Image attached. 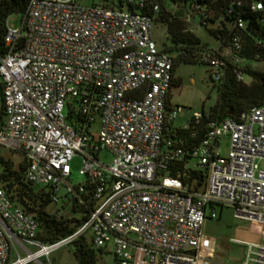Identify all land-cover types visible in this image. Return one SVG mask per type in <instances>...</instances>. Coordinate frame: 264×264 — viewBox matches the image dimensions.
Returning a JSON list of instances; mask_svg holds the SVG:
<instances>
[{
    "label": "built area",
    "instance_id": "2783aa9c",
    "mask_svg": "<svg viewBox=\"0 0 264 264\" xmlns=\"http://www.w3.org/2000/svg\"><path fill=\"white\" fill-rule=\"evenodd\" d=\"M215 5L171 0L168 9L194 26L231 15L229 45L195 54L214 80L223 64L240 62L231 49L240 48L244 18L234 5L255 11L263 2ZM158 12L155 0H28L18 27L4 24L0 147L21 156L25 178L50 189L52 202L75 198L86 210L72 232L40 242L36 219L0 186V264H41L80 234L109 255L106 264H233L216 259L214 237L204 232L215 205L258 227L259 241L239 240L246 250L238 264H264V102L207 117L187 147L172 126L181 107L167 100L172 59L151 32ZM201 116L193 110L188 119L195 125ZM101 149L109 162L99 159ZM75 154L87 188L68 181ZM22 242L34 248L21 251Z\"/></svg>",
    "mask_w": 264,
    "mask_h": 264
},
{
    "label": "trees",
    "instance_id": "16d2710c",
    "mask_svg": "<svg viewBox=\"0 0 264 264\" xmlns=\"http://www.w3.org/2000/svg\"><path fill=\"white\" fill-rule=\"evenodd\" d=\"M27 1L0 0V52L3 48L2 35L5 30V18L15 12L21 15ZM155 1L157 2V0ZM225 1L227 0H214L215 7L218 8L221 4H225ZM261 1L263 9L255 11L244 10L243 5H234V10H237L244 18V26L238 31L240 48L231 49L240 62L238 64L229 62L223 64L219 79H212L217 83L216 100L208 110L201 109L202 116L199 123L194 125L188 119L185 126L174 127L178 134L186 138L185 145L187 147L195 143L202 135L203 123L207 117L220 119L233 116L243 108L264 102V19H260L264 15V0ZM158 5L159 12L154 19L165 23L166 33L171 41L169 46L158 47L170 54L172 59L170 85L174 80L173 68L177 61L203 63L195 58V54L209 46L188 28L189 24L182 19L179 11L171 14L168 10L169 7L166 9L159 3ZM234 10L231 12L233 13ZM230 17V14H222V19L217 23L201 24L211 35L213 44L219 48L229 45L231 30L227 26V21ZM208 21H212V18H209ZM170 50H174L176 54L169 53ZM253 61L261 63L262 67L252 66L250 63ZM233 67L239 69L242 79H236ZM2 120L3 110L0 102V123ZM191 131L193 132L192 136L189 135ZM24 168L25 162L22 158L14 164L8 156L0 154V186L3 187L13 205L19 206L36 219L37 229L34 239L44 243L52 242L72 232L80 219L84 217L86 210L84 203L76 202L75 198L67 202V198L62 196H59L57 202H52V191L45 186L29 182L24 176ZM78 183L84 184L86 188L89 187L85 178ZM198 183L199 180L196 185ZM82 197L86 202L85 193H82ZM65 203H68V210L71 213L69 215H66ZM57 209L60 210L59 215L55 214ZM75 213L80 215L76 216ZM69 243L77 264H96L98 253L101 250L91 246L88 235H77Z\"/></svg>",
    "mask_w": 264,
    "mask_h": 264
},
{
    "label": "rangeland",
    "instance_id": "374dc122",
    "mask_svg": "<svg viewBox=\"0 0 264 264\" xmlns=\"http://www.w3.org/2000/svg\"><path fill=\"white\" fill-rule=\"evenodd\" d=\"M80 4H90L97 0H74ZM157 2L168 9L171 0H157ZM20 14L15 12L9 14L5 18V24L9 27H18ZM188 28L199 36L202 41H205L207 46L213 45V39L203 26H194L189 24ZM151 32L158 47L169 46V40L165 23L159 19L151 20ZM169 52V51H168ZM171 54H176L174 50H170ZM254 67H262V64L253 61L250 63ZM209 66L197 61L178 60L173 68V82L168 88V101L171 105H179L181 110L177 117L172 121V126L183 127L186 125L191 111L193 110H208L216 100L217 83L209 77ZM1 102V95H0ZM95 131V124L91 127ZM0 154L8 156L15 164L21 159L18 153L9 151L0 147ZM99 159L107 163L111 158V153L106 149H101L98 153ZM193 159L190 160V165ZM81 164V157L77 154L73 155L69 161L68 181L70 184L81 182L85 176L78 172ZM63 187L60 188L62 193ZM66 215L71 214L68 210V203L64 204ZM218 214V206L215 207ZM79 216V213H75ZM204 232L212 235L215 238V257L223 262L238 264L240 259L245 254V245L235 242H228L229 237L241 238L245 241H259L258 227L244 218L233 215L232 209L228 206H223L217 218H209L204 222ZM30 249H33L30 247ZM96 264H106L109 255L106 253H98ZM41 264H77L76 259L72 254L70 243H65L53 249L47 257H39ZM29 264H38L31 262Z\"/></svg>",
    "mask_w": 264,
    "mask_h": 264
},
{
    "label": "crops",
    "instance_id": "0c3cea01",
    "mask_svg": "<svg viewBox=\"0 0 264 264\" xmlns=\"http://www.w3.org/2000/svg\"><path fill=\"white\" fill-rule=\"evenodd\" d=\"M167 100H168V95H167ZM169 102V101H168ZM216 206H218V214H216V216L215 217H213V218H217L218 216H219V213H220V211H221V209H222V207L223 206H219V205H215V207ZM214 207V208H215ZM215 211H216V209H215ZM206 219H209V218H206ZM211 219V218H210ZM205 222V221H204ZM229 238H234V237H229ZM228 238V242H235V243H237V244H244V243H242V242H240V241H245L244 239H241V238H234V239H236V240H238V241H233V240H231V239H229ZM240 240V241H239ZM22 249H21V251H23V248H27V249H30V247H32V248H34V246L33 245H31V244H28V243H26V242H22ZM213 249H214V245H215V238L213 239ZM245 245V244H244ZM20 251V252H21ZM13 254H10V256H12ZM243 259V257L240 259V261H239V263L241 262V260ZM219 261H221V260H219ZM31 263V262H30ZM29 264V263H28Z\"/></svg>",
    "mask_w": 264,
    "mask_h": 264
}]
</instances>
